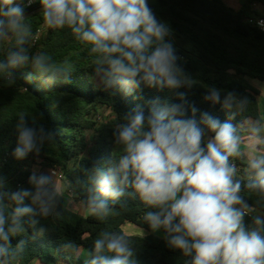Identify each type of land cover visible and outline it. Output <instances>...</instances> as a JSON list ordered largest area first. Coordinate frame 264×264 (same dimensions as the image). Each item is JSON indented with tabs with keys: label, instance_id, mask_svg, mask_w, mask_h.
I'll use <instances>...</instances> for the list:
<instances>
[{
	"label": "clouds",
	"instance_id": "clouds-1",
	"mask_svg": "<svg viewBox=\"0 0 264 264\" xmlns=\"http://www.w3.org/2000/svg\"><path fill=\"white\" fill-rule=\"evenodd\" d=\"M45 26L68 28L88 46L93 71L108 89L125 95L141 86L170 91L194 84L179 63L171 40L172 29L159 20L148 0H39ZM26 4L0 0V77L15 83L13 70L30 63L26 79L44 85L67 82L71 70L43 51L29 56L26 46L35 42L26 23ZM264 29V20L257 22ZM179 104L149 103L147 115L137 107L126 114L114 130L120 155L109 165L97 162L81 186L86 200L80 202L86 215L105 220L113 206H125L138 198L149 209L143 214L152 232L163 231L168 247L179 250L186 264H264V118H244L238 127L230 120L243 116L251 103L246 95L209 87L205 101L220 104L232 115L221 122L194 105L186 109V93L176 92ZM190 110L191 117L185 118ZM17 160L30 153L39 156L55 137L36 119L17 115ZM204 125L213 136L204 139ZM238 160L246 162L240 169ZM31 189L10 191L0 178V264H20L25 241L11 247L12 237L36 228L39 220L60 215L63 191L55 173L29 177ZM79 183V182H78ZM70 181L67 188L74 191ZM248 193L249 195H245ZM256 197L255 207L246 198ZM29 200L30 205L25 201ZM251 216L246 225L245 217ZM25 217L29 219L25 221ZM46 229L40 227L38 234ZM63 248L83 256V264H134V244L118 231L104 230L87 254L67 240Z\"/></svg>",
	"mask_w": 264,
	"mask_h": 264
},
{
	"label": "trees",
	"instance_id": "trees-1",
	"mask_svg": "<svg viewBox=\"0 0 264 264\" xmlns=\"http://www.w3.org/2000/svg\"><path fill=\"white\" fill-rule=\"evenodd\" d=\"M23 1L17 0V3ZM242 1L234 10L222 0H148L157 18L172 29L171 40L181 57L179 63L194 83L191 88L161 91L142 85L141 90H131L127 95L105 88L93 71L94 57L88 46L78 41L68 28L48 29L34 46H26L30 57L43 51L71 72L67 82L50 86L44 85L39 78L26 79L32 70L30 63L13 70L15 83L11 86L0 77V178L6 181L8 190L31 189L28 180L36 165L42 171L39 174L60 171L66 190L71 192L73 201L80 204L86 200V192L81 186L93 165L103 162L107 166L120 155L121 150L114 143L115 126L137 107L143 108L147 115L149 103L154 99L159 98L161 105L181 103L176 92L186 93V109L188 105H194L199 110L196 114L198 122L202 112L221 122L229 121L232 115L220 104L204 100L209 87L221 89V98L224 92L235 91L250 99L246 113L230 120L233 125L239 127L244 118L260 117V91L250 81L264 82V32L248 20L264 17V0ZM38 7H41L39 1L26 7L25 13ZM26 19L34 35L44 23L41 11ZM10 46L7 43L0 46V60L6 58L3 49ZM102 108L112 113L105 121L98 119ZM21 112L29 115L30 125L36 119L55 138L39 156L30 153L25 159L17 160L13 152L18 140L17 115ZM190 117L188 110L185 118ZM200 127L204 129L205 140L213 136L204 125ZM88 133L92 134L90 141ZM236 163L239 168L246 166L239 161ZM68 181L76 186L74 191L67 188ZM246 199L255 207L254 195ZM25 204L30 205V201L26 200ZM149 210L153 209L146 208L138 198L127 199L125 206H113L109 216L101 221L71 210L62 196L58 217H36L39 220L36 228L26 226V232L12 237L10 244L15 248L21 240L25 241L20 264H29L32 260H38L40 264H83V257L76 259L74 253L64 250L67 240L87 251L101 231H118L134 244V264H186L187 258L179 250L167 246L162 230L152 232L145 224L143 214ZM251 221V216L245 217L246 225ZM124 223L133 224L148 235H126L121 229ZM40 227L46 229L43 235L38 234Z\"/></svg>",
	"mask_w": 264,
	"mask_h": 264
},
{
	"label": "rangeland",
	"instance_id": "rangeland-1",
	"mask_svg": "<svg viewBox=\"0 0 264 264\" xmlns=\"http://www.w3.org/2000/svg\"><path fill=\"white\" fill-rule=\"evenodd\" d=\"M222 1L226 6L232 8L234 10H237L240 7L241 3L243 2L242 0H222ZM256 8L258 10H261V7H259V6H256ZM254 82H255V84H258V85L260 84V86L262 88L261 97L264 98V91H263L264 90L263 89L264 83H260L259 81H254ZM111 116H112V113L108 109L102 108L99 111V118L98 119L101 121H105L106 119L110 118ZM91 138H92V134L88 133V141H90ZM32 170L35 171L37 174L42 172L40 170V168L36 165L33 166ZM51 173L52 172H50L49 174H51ZM55 182L63 191V197L65 199L66 206L68 208H70L71 210L77 212L78 214L85 216L86 214L83 210V206L73 201V199L70 197V194L66 190L64 181H59V180L55 179ZM121 229L126 235H133V236H146V235H148V233L145 230H143V229H141V228H139L133 224H130V223H124L121 226Z\"/></svg>",
	"mask_w": 264,
	"mask_h": 264
},
{
	"label": "built area",
	"instance_id": "built-area-1",
	"mask_svg": "<svg viewBox=\"0 0 264 264\" xmlns=\"http://www.w3.org/2000/svg\"><path fill=\"white\" fill-rule=\"evenodd\" d=\"M38 1H39V0H33V3L31 4V6H33L34 4H36ZM26 3H27V0L21 2L22 5H23V4H26ZM29 7H30V6H29ZM261 20H264V17H260V18H251V19L248 20V22L254 24V25L256 26V28H257L258 30H260L261 32H264V29H261V28L258 27V25H257V22H258V21H261ZM47 30H48V28H47V27L45 26V24L43 23V24L39 27V29L37 30L36 34L34 35V36H35V42H34V43H31L30 46H31V47L34 46V45L36 44L38 38H39L43 33H45ZM52 173H55V179H56V180L63 181L64 178H63V175H62V173H61L60 171L55 170V171H53ZM68 193L70 194V197H71V192L69 191Z\"/></svg>",
	"mask_w": 264,
	"mask_h": 264
},
{
	"label": "crops",
	"instance_id": "crops-1",
	"mask_svg": "<svg viewBox=\"0 0 264 264\" xmlns=\"http://www.w3.org/2000/svg\"><path fill=\"white\" fill-rule=\"evenodd\" d=\"M254 81H256V80H251L250 81V84L254 88H256V89H258L260 91V95L258 96L259 116H260V118H264V98L261 97L262 88H261L260 84L259 85L258 84H255ZM260 83H264V82H260ZM238 161L241 162L243 165H246V162L245 161H243V160H238ZM240 168H244V166L243 167H240ZM81 251L83 252L84 255L87 254V251H83V250H81ZM29 264H40V263L38 262V260H32Z\"/></svg>",
	"mask_w": 264,
	"mask_h": 264
},
{
	"label": "water",
	"instance_id": "water-1",
	"mask_svg": "<svg viewBox=\"0 0 264 264\" xmlns=\"http://www.w3.org/2000/svg\"><path fill=\"white\" fill-rule=\"evenodd\" d=\"M41 10H42L41 7H38V8H36V9H34V10L28 12V13H25V18H27V17L31 16L32 14L37 13V12H39V11H41Z\"/></svg>",
	"mask_w": 264,
	"mask_h": 264
}]
</instances>
